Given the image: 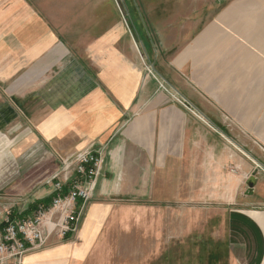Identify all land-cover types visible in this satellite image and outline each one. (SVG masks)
<instances>
[{
    "label": "crops",
    "instance_id": "crops-1",
    "mask_svg": "<svg viewBox=\"0 0 264 264\" xmlns=\"http://www.w3.org/2000/svg\"><path fill=\"white\" fill-rule=\"evenodd\" d=\"M138 2L129 28L0 0V212L54 194L63 158L103 159L77 230L48 226L22 264L143 260L142 241L138 256L137 240L102 234L106 222L209 195L236 205L211 263L264 264V0Z\"/></svg>",
    "mask_w": 264,
    "mask_h": 264
},
{
    "label": "rangeland",
    "instance_id": "rangeland-1",
    "mask_svg": "<svg viewBox=\"0 0 264 264\" xmlns=\"http://www.w3.org/2000/svg\"><path fill=\"white\" fill-rule=\"evenodd\" d=\"M33 1L52 21L56 18L61 23H70L69 26L75 23L107 25L109 21L116 20L113 19L116 16L117 20L130 28L126 12L132 13L131 19L137 26L141 25L139 22L142 23L133 14L142 10L138 0ZM149 70H153L151 66ZM222 197L209 195L201 203L187 201L189 196H180L175 210L167 206H161L159 211L146 208L142 211L132 210L128 212L130 214L125 222H106L102 234H111L115 240L122 237L129 243L137 240L138 256L139 241H142L144 259L130 258L128 264H163L169 251L175 253L176 264H216V260L211 263L208 256L214 250L224 254L223 243L217 241L222 239L218 236L225 234L226 228L222 224L227 222L230 210L236 207L234 203L223 201ZM219 264L224 263L220 261Z\"/></svg>",
    "mask_w": 264,
    "mask_h": 264
},
{
    "label": "built area",
    "instance_id": "built-area-1",
    "mask_svg": "<svg viewBox=\"0 0 264 264\" xmlns=\"http://www.w3.org/2000/svg\"><path fill=\"white\" fill-rule=\"evenodd\" d=\"M102 163L101 151L85 150L63 158L66 171L54 181V194L48 206L39 205L31 215L23 218L11 219V208L0 212V263L12 259L15 264H22L26 253L46 246L53 231L48 226L58 227L62 238L74 233L92 196ZM69 169L71 172L66 173ZM66 184L69 186L64 193ZM57 212H60V220L53 221L51 216Z\"/></svg>",
    "mask_w": 264,
    "mask_h": 264
},
{
    "label": "trees",
    "instance_id": "trees-1",
    "mask_svg": "<svg viewBox=\"0 0 264 264\" xmlns=\"http://www.w3.org/2000/svg\"><path fill=\"white\" fill-rule=\"evenodd\" d=\"M68 186H69V184H66L64 186V190H63L64 193L67 192ZM52 198H53V194L50 195L49 197L36 200V201L32 202L25 210H23L21 212L18 209H13L11 212V219H15L17 217L23 218V217H27L28 215H31L35 210L38 209L39 205L48 206L50 204V202L52 201Z\"/></svg>",
    "mask_w": 264,
    "mask_h": 264
}]
</instances>
